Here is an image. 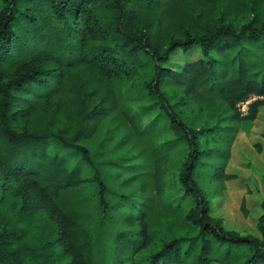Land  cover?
Here are the masks:
<instances>
[{
	"label": "trees",
	"instance_id": "1",
	"mask_svg": "<svg viewBox=\"0 0 264 264\" xmlns=\"http://www.w3.org/2000/svg\"><path fill=\"white\" fill-rule=\"evenodd\" d=\"M0 1V264H97L102 240L108 264H264V216L262 238L226 230L198 181L209 156L214 178H234L224 167L238 104L251 95L252 113L264 104V54L251 49L264 48V19L253 0ZM242 10L249 20L238 27ZM195 46L201 59L163 65ZM124 76L152 103L116 81ZM186 103L223 107L229 124L196 128L178 108ZM94 139L102 168L86 145ZM162 207L181 234L158 235L170 222Z\"/></svg>",
	"mask_w": 264,
	"mask_h": 264
},
{
	"label": "rangeland",
	"instance_id": "2",
	"mask_svg": "<svg viewBox=\"0 0 264 264\" xmlns=\"http://www.w3.org/2000/svg\"><path fill=\"white\" fill-rule=\"evenodd\" d=\"M1 2V1H0ZM253 5L256 4L260 18L264 19V0H253ZM234 15L236 17V25L239 27L240 24L249 20V11L242 10L237 11ZM251 49L260 56L264 54V48H258L251 46ZM202 58V52L200 46H195L192 50L185 53L182 50H178L173 53L168 61L164 62V66L172 69H181L187 61H195ZM257 60L264 61V58L256 56ZM259 64L260 62H256ZM150 78L152 74L151 70L141 73L137 76V83L143 82V75ZM120 82L126 89H130L129 93L135 92L134 96L138 99H143L145 103H152L153 99L149 96H140L138 89L142 84H135L137 86L131 87L135 80L129 76H124L123 80H116ZM144 83V82H143ZM181 95L180 92L175 94V101H178ZM262 98V97H261ZM260 99L257 95H251L248 100L249 105ZM247 108L243 109L240 106L241 121L239 123V130L236 137L229 145L230 154L224 167V173L234 175V178L230 179H217L213 177L217 164L211 156L206 158V165L200 171L198 177L199 185L207 194L210 202V215L215 219H220L224 228L228 231H234L242 236H254L262 238L260 230L261 218L264 216V104L261 105L256 113ZM178 108L182 109L184 114L190 119L191 123L199 128L208 122L212 125L216 124L222 126L218 131L225 129L229 124V113L224 111L223 107L218 108L212 112L207 110H201L197 105L191 103L180 104ZM159 110V109H158ZM156 109L152 115L158 113ZM252 113V114H251ZM102 139H94L86 143L93 153H98L97 166L102 168L99 164L100 153L103 150ZM212 146L220 149L226 148V144L220 139L213 141L211 138ZM119 155V154H117ZM179 156V154H178ZM136 157L130 159L135 160ZM175 162H171L170 167H173L167 175V181L170 190L173 192L178 188V177L180 174V168H176L180 163V157H175ZM178 163V164H175ZM175 166V167H174ZM90 193H94V187L90 190ZM191 204L192 201L186 202ZM244 203V208H243ZM162 215L168 216L170 222L163 228L158 234L159 236L169 235L170 231L175 234H181L182 228H180L179 219L177 216H172L169 211H166L162 207ZM98 216H102V211L98 210ZM166 214V215H164ZM178 223V225H175ZM171 227L169 228V226ZM158 236V237H159ZM161 239L156 238L154 242H160ZM98 241L96 252H97V264H108L110 259V247L106 243L107 240ZM251 250L244 248L241 251L242 259L247 258L250 255ZM212 264H221L220 262H213Z\"/></svg>",
	"mask_w": 264,
	"mask_h": 264
},
{
	"label": "built area",
	"instance_id": "3",
	"mask_svg": "<svg viewBox=\"0 0 264 264\" xmlns=\"http://www.w3.org/2000/svg\"><path fill=\"white\" fill-rule=\"evenodd\" d=\"M249 102H250L249 100L243 101V102L239 103L238 106H239V108H240V106H243V109H245L248 107Z\"/></svg>",
	"mask_w": 264,
	"mask_h": 264
}]
</instances>
